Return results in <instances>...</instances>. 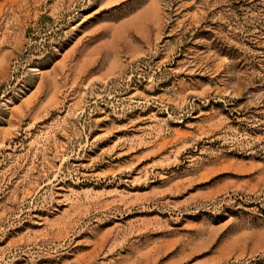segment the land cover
<instances>
[{"label": "rangeland", "instance_id": "obj_1", "mask_svg": "<svg viewBox=\"0 0 264 264\" xmlns=\"http://www.w3.org/2000/svg\"><path fill=\"white\" fill-rule=\"evenodd\" d=\"M0 264H264V0H0Z\"/></svg>", "mask_w": 264, "mask_h": 264}]
</instances>
